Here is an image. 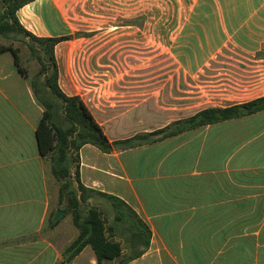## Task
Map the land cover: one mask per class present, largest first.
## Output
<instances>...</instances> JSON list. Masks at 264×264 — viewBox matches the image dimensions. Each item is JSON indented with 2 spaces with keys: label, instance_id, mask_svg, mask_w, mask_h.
Listing matches in <instances>:
<instances>
[{
  "label": "crops",
  "instance_id": "0c3cea01",
  "mask_svg": "<svg viewBox=\"0 0 264 264\" xmlns=\"http://www.w3.org/2000/svg\"><path fill=\"white\" fill-rule=\"evenodd\" d=\"M17 17L36 37H72L55 48L60 88L110 142L264 97V0H35ZM141 52L155 55L143 63ZM141 62L146 72L129 74ZM23 68L0 53V264H58L79 232L42 155L44 107ZM78 165L85 187L150 229L129 264H264V111L111 154L86 144ZM71 264H97L93 248Z\"/></svg>",
  "mask_w": 264,
  "mask_h": 264
},
{
  "label": "trees",
  "instance_id": "16d2710c",
  "mask_svg": "<svg viewBox=\"0 0 264 264\" xmlns=\"http://www.w3.org/2000/svg\"><path fill=\"white\" fill-rule=\"evenodd\" d=\"M33 1L0 0V36L17 40V36L23 34L25 43L41 65V71L32 80L36 99L44 107L37 130L38 141L42 155L51 156L52 173L60 183V200L66 203V212L72 215L73 225L79 232L64 250L63 261L58 264H71L87 246L93 248L97 264H129L149 248L151 231L121 199L84 186L78 165L80 149L91 144L103 153L111 154L115 150L136 148L202 126L250 116L264 111V97L233 107L206 109L153 133L110 142L83 100L78 96H67L60 88L55 48L72 37L40 38L28 33L20 24L18 10ZM6 51L13 53L19 72L27 77V71L21 65L20 51L11 45H1L0 53ZM90 199H95L92 204ZM102 200L106 201L107 207ZM114 237L124 240V244ZM126 248L129 251L124 254Z\"/></svg>",
  "mask_w": 264,
  "mask_h": 264
},
{
  "label": "rangeland",
  "instance_id": "374dc122",
  "mask_svg": "<svg viewBox=\"0 0 264 264\" xmlns=\"http://www.w3.org/2000/svg\"><path fill=\"white\" fill-rule=\"evenodd\" d=\"M1 45H5V46L11 45L12 47L20 51L21 65L23 67H26V69L31 75L32 80L36 77L37 74H39V72L41 71V65L38 62L37 58L31 53L28 45L25 43V38L23 34H19L17 36V40L7 39V38L0 36V46ZM154 55L155 53L153 52H143V53L141 52V53H138L137 56H138L139 61L144 60L143 61L144 63V62H147L149 59H152ZM98 58L99 57H96L93 59L98 60ZM138 64H141L139 68H129V74H137L138 72L143 73L144 71L146 72L148 66L151 65L148 63L143 65L142 62ZM144 66H147V68H145ZM91 70L96 71L97 73H101L102 71H104V69L100 67H95V68L92 67ZM124 71L126 72V69ZM120 72L121 70H119L117 73L115 72L114 75L116 74L120 75L121 74ZM73 84H74L73 85L74 88L76 89L75 91H77L79 85L76 83H73Z\"/></svg>",
  "mask_w": 264,
  "mask_h": 264
},
{
  "label": "water",
  "instance_id": "95a60500",
  "mask_svg": "<svg viewBox=\"0 0 264 264\" xmlns=\"http://www.w3.org/2000/svg\"><path fill=\"white\" fill-rule=\"evenodd\" d=\"M64 214H65V212L62 211V210L57 211V213H56L55 216H54L53 221H54V222L58 221V220H59ZM115 240H116V241H119V239H115Z\"/></svg>",
  "mask_w": 264,
  "mask_h": 264
}]
</instances>
